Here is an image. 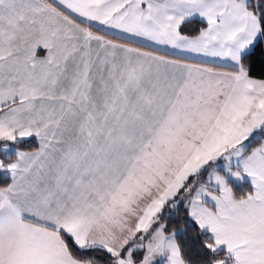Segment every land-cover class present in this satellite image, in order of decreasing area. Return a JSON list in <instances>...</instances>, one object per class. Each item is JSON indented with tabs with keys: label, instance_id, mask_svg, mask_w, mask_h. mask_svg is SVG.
<instances>
[{
	"label": "snow or ice",
	"instance_id": "obj_1",
	"mask_svg": "<svg viewBox=\"0 0 264 264\" xmlns=\"http://www.w3.org/2000/svg\"><path fill=\"white\" fill-rule=\"evenodd\" d=\"M261 44L264 0H0V264H264Z\"/></svg>",
	"mask_w": 264,
	"mask_h": 264
},
{
	"label": "trees",
	"instance_id": "obj_2",
	"mask_svg": "<svg viewBox=\"0 0 264 264\" xmlns=\"http://www.w3.org/2000/svg\"><path fill=\"white\" fill-rule=\"evenodd\" d=\"M199 27L198 24H193L186 29L189 33H194L195 30ZM249 61L253 67L252 75L256 78H264V44L259 45L253 55L249 57ZM35 146L32 145H25V147ZM253 146H256L255 144ZM247 190V185L244 188L239 189L242 193L243 191ZM175 219L171 221V227L176 228L180 227L184 229V234L182 236V242L185 245L186 254L189 256L190 259H198L199 258V246L200 242L203 239L202 234L199 232L198 228L192 224L190 227L186 223L187 217L184 212V209H180L179 212L173 213ZM167 219V217H166ZM102 259H106L102 257Z\"/></svg>",
	"mask_w": 264,
	"mask_h": 264
},
{
	"label": "crops",
	"instance_id": "obj_3",
	"mask_svg": "<svg viewBox=\"0 0 264 264\" xmlns=\"http://www.w3.org/2000/svg\"><path fill=\"white\" fill-rule=\"evenodd\" d=\"M103 27V26H100ZM110 32H116L117 30H109ZM121 35H127V34H121ZM133 40L140 41L145 44H152V42H146L143 41L142 38H132ZM154 47L159 48L161 50H166L169 54H175V55H181L185 56L191 59L192 62H198V63H207L210 66L215 65V66H222L226 63L227 61L222 60L221 58H214V57H203V56H198L197 54L193 53H180L178 50L170 49L167 46H162V45H154Z\"/></svg>",
	"mask_w": 264,
	"mask_h": 264
}]
</instances>
